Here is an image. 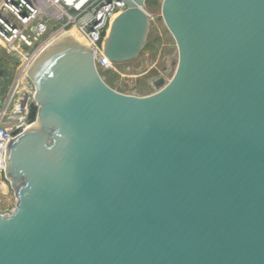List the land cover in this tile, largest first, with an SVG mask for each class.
Listing matches in <instances>:
<instances>
[{
  "label": "water",
  "instance_id": "obj_1",
  "mask_svg": "<svg viewBox=\"0 0 264 264\" xmlns=\"http://www.w3.org/2000/svg\"><path fill=\"white\" fill-rule=\"evenodd\" d=\"M124 1L104 47L116 64L149 31L146 0ZM162 14L179 63L154 95L112 89L70 36L29 66L39 126L13 132L0 264H264V0Z\"/></svg>",
  "mask_w": 264,
  "mask_h": 264
},
{
  "label": "built area",
  "instance_id": "obj_2",
  "mask_svg": "<svg viewBox=\"0 0 264 264\" xmlns=\"http://www.w3.org/2000/svg\"><path fill=\"white\" fill-rule=\"evenodd\" d=\"M124 0H0V43L20 62L15 73L0 61V173L7 171L15 130L25 131L36 91L28 87L29 66L58 38L75 29L93 50L98 72L113 65L104 47ZM16 206L11 209L10 215Z\"/></svg>",
  "mask_w": 264,
  "mask_h": 264
},
{
  "label": "rangeland",
  "instance_id": "obj_3",
  "mask_svg": "<svg viewBox=\"0 0 264 264\" xmlns=\"http://www.w3.org/2000/svg\"><path fill=\"white\" fill-rule=\"evenodd\" d=\"M163 2L164 0H146L145 2L144 10L149 17V31L142 52L131 61L114 63L99 71L107 85L121 94L137 97L154 95L158 92L156 83L163 80L167 85L177 71L179 50L164 21ZM73 30L67 35L70 33L76 35L79 40H75L85 46L84 40L80 37L82 41L76 30ZM0 61L11 71L13 70L11 73H15L20 65L19 61L6 53L1 43ZM35 101L37 103V99ZM37 125L39 126L38 122L31 124L34 127ZM7 166L6 173H0V215L10 213L18 201L19 187L9 171V162Z\"/></svg>",
  "mask_w": 264,
  "mask_h": 264
},
{
  "label": "bare ground",
  "instance_id": "obj_4",
  "mask_svg": "<svg viewBox=\"0 0 264 264\" xmlns=\"http://www.w3.org/2000/svg\"><path fill=\"white\" fill-rule=\"evenodd\" d=\"M71 31H72V30H71ZM73 31H74V30H73ZM75 32H76V31H75ZM76 33H77V32H76ZM66 35H67V34H66ZM66 35H64V36H62V37H60V38H58L56 41L60 40V39L63 38V37H66ZM77 35H78V34H77ZM67 36H70V37H72V38H74V39L79 40V39L76 37V35H73V34H71V33H70V35H67ZM78 36H79V35H78ZM79 38H80V36H79ZM80 39H81V38H80ZM77 40H76V41H77ZM81 40H82V39H81ZM56 41H55V42H56ZM82 41H83V40H82ZM77 42H78V41H77ZM83 42H84V41H83ZM79 43H80V42H79ZM80 44H81V43H80ZM84 44H85V42H84ZM51 45H52V44H51ZM81 45H83V44H81ZM83 46H84V45H83ZM85 47H87V46L85 45ZM87 48H88V47H87ZM37 126H38V125H37ZM37 126L34 127V126H31V125H30V126L28 127L29 129L26 130V133L29 132V131H32V130L36 129ZM10 146H11V145H10ZM10 146H9V149H10ZM8 161H9V159H7V164H8Z\"/></svg>",
  "mask_w": 264,
  "mask_h": 264
}]
</instances>
